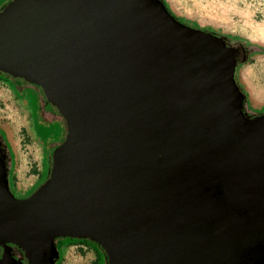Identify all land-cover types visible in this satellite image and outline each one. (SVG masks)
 Returning <instances> with one entry per match:
<instances>
[{
	"label": "water",
	"instance_id": "water-1",
	"mask_svg": "<svg viewBox=\"0 0 264 264\" xmlns=\"http://www.w3.org/2000/svg\"><path fill=\"white\" fill-rule=\"evenodd\" d=\"M228 55L155 0H13L0 12V66L40 86L68 130L29 199L9 194L0 173L11 210L0 206V223L20 226L11 237L29 244L31 264L49 263L24 231L36 242L90 238L109 264H156L148 247L169 238L173 219L200 216L202 190L234 173L262 203L264 167L245 162L264 147V116H241Z\"/></svg>",
	"mask_w": 264,
	"mask_h": 264
},
{
	"label": "flooded vegetation",
	"instance_id": "flooded-vegetation-1",
	"mask_svg": "<svg viewBox=\"0 0 264 264\" xmlns=\"http://www.w3.org/2000/svg\"><path fill=\"white\" fill-rule=\"evenodd\" d=\"M7 5L3 6L0 12ZM227 52L229 54L228 67L231 69L234 68L235 61H242L247 55V51L241 48ZM0 77L4 80L0 82L8 84L15 95H19V89L21 88L34 86L28 81V76L17 75L2 66H0ZM41 98L44 99V97ZM178 99L177 107L182 106L183 103L181 102L182 96L178 97ZM238 99L241 116L248 122L255 120L256 118H252L247 111L245 113L241 112L242 96L240 93ZM177 110L178 108L175 110V115ZM54 111L56 110H49L52 115H55L52 113ZM246 163L255 171L264 167V147L255 149ZM6 164V153H4L0 143V173L2 180L7 185L8 193L18 200L29 199L52 177L54 172V160L51 157L50 169L43 178L42 184L35 188L27 197L17 198L8 187ZM219 180L218 184L213 181L210 182L199 196L201 206L199 213L201 217L198 215L193 220L192 218L184 217L185 219L182 223L177 218L173 219L171 222L173 227L169 228L172 231V236H169L170 239L168 238L156 246L151 245L148 247V257L155 258L156 264H264V200L262 203L259 202L260 204L253 202L261 193L254 192V187L249 185L247 180H243L240 174L234 173L229 176H223ZM0 206L3 213L11 211L9 208L6 210L7 207L5 208V205L2 206L1 202ZM17 210L14 209L15 212L13 211L15 217L18 214L16 213L18 212ZM21 212H24V209H21ZM28 213V217L33 216L30 212ZM14 216L11 214V218ZM0 220H2V215ZM4 223H0V261L3 257H11L21 264H31L32 257L29 244L26 245V241V243L18 241L17 237H11L14 233L20 231V226L15 223L14 226L7 227ZM26 232L28 231H24L19 238L27 240L34 246L35 259L41 255L47 259L49 264H55L58 256L56 249L57 240L67 238L72 241L85 239L96 244L94 245L95 251L99 253L95 247L98 246L103 252L105 264L110 263V257L104 247L90 238L64 236L47 242L48 238L44 237L43 241L36 242L37 238L34 236L30 237ZM46 247L48 251H55V257L52 262H50L51 256L47 255L45 251ZM121 247L124 252H129L125 243L122 242ZM130 260V262L134 263V259Z\"/></svg>",
	"mask_w": 264,
	"mask_h": 264
},
{
	"label": "rangeland",
	"instance_id": "rangeland-1",
	"mask_svg": "<svg viewBox=\"0 0 264 264\" xmlns=\"http://www.w3.org/2000/svg\"><path fill=\"white\" fill-rule=\"evenodd\" d=\"M10 1L12 0L3 3V0H0V9ZM262 6H264V1ZM259 23L264 25V11H261ZM258 53L260 52L258 51L252 55L250 62L255 60V55ZM243 68L242 65L237 73L239 83V78L243 76ZM249 78H252V82L255 83L257 76L255 78L253 75ZM254 87L255 91L260 94L259 84ZM39 91L37 86H29L19 89V95H15L8 84L0 83V130L12 153L13 173L16 177L15 189H12V191L17 198L27 197L42 184V179L48 171L49 151H52L53 146L59 147L64 137L66 141L68 135L65 120L59 115L50 114V108L43 107L41 97L45 96ZM249 103L247 99L248 108L253 114L264 113V110L252 109V105ZM51 107L52 110L58 111L57 107L53 108L52 105ZM11 108L21 118L20 122L14 120L12 123L14 129L9 127L10 131L8 132L7 126L12 122L9 115ZM53 153L54 150L52 151V158ZM41 169L43 173L41 176L43 177L40 178L39 182H36L37 177L35 176L40 173ZM194 216L193 213L189 218L193 220ZM69 243L68 239L61 242L65 246L62 247L59 253L62 256L60 264H105L103 252L98 246L95 247L100 254L95 249L88 246H79L76 242H71L70 246H66ZM49 255L51 256L50 262H52L55 251H51Z\"/></svg>",
	"mask_w": 264,
	"mask_h": 264
},
{
	"label": "crops",
	"instance_id": "crops-1",
	"mask_svg": "<svg viewBox=\"0 0 264 264\" xmlns=\"http://www.w3.org/2000/svg\"><path fill=\"white\" fill-rule=\"evenodd\" d=\"M7 1L3 0V3ZM165 1L178 18L189 24L237 39L260 51L255 55V60L243 65V76L239 78V84L247 94L252 109L264 110V25L259 23L261 11H264V6H262L264 0ZM253 75L255 78L257 76L255 83L252 82V78H249ZM256 83L259 84L260 94L254 89ZM9 115L12 122L7 126L8 132L10 131L9 127L14 129L12 124L14 120L20 122L21 118L13 108ZM42 174L41 169L40 173L35 176L37 177L36 182L40 181Z\"/></svg>",
	"mask_w": 264,
	"mask_h": 264
},
{
	"label": "trees",
	"instance_id": "trees-1",
	"mask_svg": "<svg viewBox=\"0 0 264 264\" xmlns=\"http://www.w3.org/2000/svg\"><path fill=\"white\" fill-rule=\"evenodd\" d=\"M155 1L157 3H159L160 5L163 6V8L167 11V13L171 16V18L177 24L183 25L185 28L194 30V31L199 32L201 34L202 33H206V34L211 35L216 41H218L219 45L221 47H223L224 49H226L227 51H231V50L233 51V49H237V48H241V49H244V50L247 51V55H246V57H245L244 60L238 61V62H236V61L234 62L235 65H234L233 76H232L233 81L235 83V86L237 88V91L242 96V100H241V104H240V110L243 113H245L247 111L249 114H251V117L252 118H259V117L264 116V113H254L253 114L249 110L248 105H247V94L244 92L243 88L239 84L238 77H237V73H238L239 68L242 65L246 64L247 62H250V59H251L252 55L255 54V53H257L259 50L257 51V49L254 48L253 46H250V45H248L246 43H243V42H241V41H239L237 39L231 38L229 36L222 35L220 33H217L215 31H212L210 29L199 28V27H197L195 25L189 24L188 22H186V21L178 18L172 12V10L170 9V7L168 6V4H167V2L165 0H155ZM0 81H4V80L0 77ZM30 84L34 85L35 87L37 86L38 89L40 90L39 93L44 94V91H43V89L40 86H38L36 84H33V83H30ZM44 96H45L44 99H42L43 100L42 101L43 107L52 109V107H51V105H52L53 108H56V106L52 104V102L48 99V97L45 94H44ZM52 113L55 114V115H59V116L63 117L60 114L59 111H54ZM245 115H247V114H245ZM65 135H66V133H65ZM0 141H1L0 142L1 143V147L4 150V153H6V163H7L6 164V171H7V176H8V187H9L11 193L13 194L12 189H15L16 177H15V174L13 173L12 153L10 152L9 145L6 142V140L4 139V136L1 133V130H0ZM64 142H65V137L62 140V142L59 144V147L61 145H63ZM57 148L58 147L53 146L52 147V151L54 150V152H55L57 150ZM52 151L51 152L49 151V161H48V164H47L48 171L50 169V166L49 165H50V158L52 157ZM57 239H58V237H57ZM62 240H67V238H61V239L57 240L56 249H57V252H58L57 253L58 256H57V259L55 261V264H60V261H61V258H62V256L59 254L60 253V250L62 249V247L65 246V245H62L61 244ZM69 241H70V243L67 244L66 246H70L73 242H76L77 245L88 246V247H91V248L94 249V245H96V244H93L90 241L85 240V239L84 240H80V241H72V240H69Z\"/></svg>",
	"mask_w": 264,
	"mask_h": 264
},
{
	"label": "bare ground",
	"instance_id": "bare-ground-1",
	"mask_svg": "<svg viewBox=\"0 0 264 264\" xmlns=\"http://www.w3.org/2000/svg\"><path fill=\"white\" fill-rule=\"evenodd\" d=\"M225 64V66H226V63H224ZM217 87V89H219V86H216ZM216 89V88H215ZM221 92V91H220ZM219 92V93H220ZM22 209V208H21ZM28 210V209H27ZM31 214V213H30ZM184 217H186V215L184 216ZM7 264H9V262L7 263Z\"/></svg>",
	"mask_w": 264,
	"mask_h": 264
}]
</instances>
